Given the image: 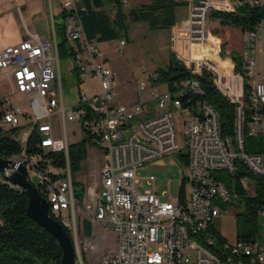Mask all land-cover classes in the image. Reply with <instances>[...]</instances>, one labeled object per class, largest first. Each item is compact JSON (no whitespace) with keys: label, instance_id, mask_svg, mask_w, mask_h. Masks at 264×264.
Segmentation results:
<instances>
[{"label":"built area","instance_id":"built-area-1","mask_svg":"<svg viewBox=\"0 0 264 264\" xmlns=\"http://www.w3.org/2000/svg\"><path fill=\"white\" fill-rule=\"evenodd\" d=\"M186 1L188 15L173 27L174 53L193 74L201 75L204 69L209 71L222 94L237 105L234 137L222 136L219 116L208 103H201L198 115L194 114L180 104V99H173L168 91L162 93L153 86L154 75L140 83V92L149 90L148 101L135 105L116 104L114 75L99 42L86 36L78 13L81 0H60L61 10L66 13L65 33L72 42L80 79L90 78L99 85L100 92L93 96L81 92L77 106L65 107L61 81L58 88L60 59L55 35L42 38L28 32L19 44L0 49V71L12 72L17 92L28 97L36 114L33 118L21 108L4 103L0 110V127L22 128L18 140L23 149L37 131L39 147L44 152L65 153L67 166L56 182H52L48 172L37 169L40 157L24 154L13 160L26 164L31 182L30 175L35 172L41 179L39 185L46 184L50 216L66 229L74 243V264H235V256H245V264H264V244L257 239L251 243L227 239L221 242L217 229L220 220L229 216L228 205L232 203L233 194L219 178L220 174H234L240 162L253 174L264 175V155L248 154L244 148L245 134L257 136L263 130L264 80H259L257 68V45L261 35L259 31L247 32L242 56V70L248 84L245 90V76L235 73V64L227 75L200 57H207L205 46L211 12L234 11L235 2ZM252 1L261 3V0ZM127 42L125 38L120 39L119 52L124 51ZM186 86L199 91V83L195 80L187 82ZM170 106H179V112L185 115L183 138L178 126L176 130H167L165 112ZM55 116L62 119L65 127L68 122L78 121L92 142L103 147L105 162L99 183L86 191L82 203L85 216L81 219L67 138L65 145L56 141L52 124ZM22 117L24 123H21ZM183 150H186L188 164L181 182H187V190L179 187L178 192H184V203H176L172 191L161 196L157 192L136 189L140 167L166 156L181 155ZM148 185L154 187L156 179L150 177ZM242 186L251 196L255 195L256 181L243 180ZM212 198L223 199V207H210L209 199ZM205 208H213L214 217H207ZM260 215H264V206ZM84 219L92 223L91 237L84 234ZM99 228L116 236L115 250L101 251L100 242L105 237H99ZM185 244L197 245L201 251L211 253L212 261L202 262L184 254Z\"/></svg>","mask_w":264,"mask_h":264},{"label":"trees","instance_id":"trees-1","mask_svg":"<svg viewBox=\"0 0 264 264\" xmlns=\"http://www.w3.org/2000/svg\"><path fill=\"white\" fill-rule=\"evenodd\" d=\"M232 1L235 2L234 11L213 10L210 19L218 21L222 26L238 28L244 33L258 31L264 20V3L261 1L255 4L252 0ZM181 6H187V1L149 0L127 11L123 0H81L78 13L89 39L104 42L125 38L129 41L132 22H144L153 31L172 29L177 24V9ZM59 15L63 19L66 17L63 11ZM55 29L59 59H75L73 46L68 44L65 24L55 23ZM221 56L225 58L226 54L222 52ZM230 58L235 64V73L244 77L243 58L233 54ZM73 72L80 75L77 68ZM152 79L153 86H166L173 99H180V104L184 108H190L196 115L198 106L208 103L219 116L222 136L234 137L237 105L222 94L209 71L204 69L201 75L193 74L191 68L179 60L175 53H171L167 68L158 71ZM194 80L199 83V91L186 86L187 82ZM247 87L245 76L244 89L247 90ZM79 92L81 98L80 89ZM3 107L4 103L0 100V110ZM246 111L249 113V110ZM21 130L22 128L7 130L0 127V157L14 159L23 157L24 154L27 157H40L37 169L48 172L52 182L59 180L67 166L65 153L44 152L39 147L40 136L37 131L32 134L26 149H23L18 140ZM85 134V141L69 147L74 194L81 205L86 189L77 181L76 176L88 158V149L95 146L91 136ZM244 148L248 154L264 155L263 130L257 136L245 134ZM179 156V162L186 166V154L181 153ZM237 166L234 174L226 175L223 172L219 178L234 195L243 199L244 210L236 214V240L251 243L259 235L260 210L264 206V175L253 174L243 163L239 162ZM247 179L256 181L254 196L242 186V181ZM37 189L46 199V184L39 185ZM28 206V195L13 186L5 170L0 168V264H61L63 251L58 240L28 216ZM218 237L219 241L226 242V238L220 233ZM235 264H245V256H235Z\"/></svg>","mask_w":264,"mask_h":264},{"label":"rangeland","instance_id":"rangeland-1","mask_svg":"<svg viewBox=\"0 0 264 264\" xmlns=\"http://www.w3.org/2000/svg\"><path fill=\"white\" fill-rule=\"evenodd\" d=\"M149 0H127L125 3V9L128 11L131 8L147 3ZM60 0H47V7L50 12V18L42 17L40 20L36 21V25L39 29H42L46 33V37L51 36L53 33L54 23L65 24V20L59 15ZM51 10L54 12V17H51ZM178 16L180 19L186 17L187 8L186 6H181L179 8ZM49 19V20H48ZM210 23V20L209 22ZM209 26L208 36L215 37V33L211 31ZM167 30H150L148 25L144 22H132L130 28V40L127 42L124 51L119 52L115 50V42H110L109 47L114 50V54L109 55L108 67L114 75V91L116 93V101L123 104L130 105L135 104L138 98L144 99L149 96V93L141 92L140 94V83L148 79L149 76L156 74L162 69H166L169 61L170 52L164 49V46L168 41H164L159 37V35L169 34ZM230 36L225 38V31H220L219 35L223 38L228 52H232L233 55L242 57L244 55L246 38L243 36L242 31L238 28L230 27ZM157 36V37H156ZM169 38V36H168ZM217 42L220 39L216 40ZM68 44L71 45L72 42L68 40ZM169 44V43H168ZM222 46V51L224 49ZM171 53L173 51V45L170 46ZM258 70L261 76L264 77V69L259 64V55L257 53ZM78 67V63L75 59L60 60V79L59 83L63 86V100L64 105L67 108L77 106L80 100V92L87 96H93L95 93L100 92L99 85L92 81L90 78L80 79L73 70ZM223 73H226L224 68L221 69ZM151 84V83H150ZM149 85V84H148ZM5 89V84L0 82V94ZM159 91L162 93L167 92V87L162 85L159 86ZM149 92V91H148ZM1 102L7 104L8 106H13L21 108L29 116L36 118V114L33 107L30 104L28 97L24 94H11L6 97H0ZM132 101V102H131ZM134 102V103H133ZM167 116V127L176 130L178 126V131L180 136L184 137V127L183 122L185 120V115L179 112L175 107H170L165 112ZM24 118L22 117L21 123H24ZM52 124L54 127V136L59 145H65V137L67 138L68 146H73L82 143L86 140L87 136L83 131L81 123L78 121L75 123L68 122L66 127L60 117L55 116L52 118ZM65 127V128H64ZM26 127L25 129H28ZM7 127V130H10ZM263 133H264V123H263ZM185 142H183L184 145ZM182 154H186V150L182 151ZM179 154H173L166 156L159 161L152 164L142 166L137 171V177L139 178V183L136 185L138 191L147 192L151 191L153 193L157 192L159 195L163 196L172 191L173 196L178 195L179 187L184 176L187 174V168L179 162ZM105 162V155L103 153L102 145H95L88 149V158L83 163L81 171L77 174V181L84 185L86 191L89 188H93L99 183L100 170ZM154 177L156 179V185L151 187L148 185V179ZM32 183L35 186H39L40 177L35 172L30 175ZM187 186V183L185 184ZM172 186V188H171ZM187 188V187H186ZM232 203L228 205L229 216L223 218L217 225L219 233L227 239V241L234 242L235 229H236V214L244 210V202L241 197H235L232 194ZM173 201L172 199L170 200ZM79 218L85 216V209L83 205H80ZM99 237H105L101 240L100 248L102 252L113 251L116 248V236L113 233L106 232L103 229L98 230ZM257 241L260 244H264V215H260L259 218V235ZM193 252V250H189Z\"/></svg>","mask_w":264,"mask_h":264},{"label":"crops","instance_id":"crops-1","mask_svg":"<svg viewBox=\"0 0 264 264\" xmlns=\"http://www.w3.org/2000/svg\"><path fill=\"white\" fill-rule=\"evenodd\" d=\"M261 1L264 3V0H261ZM179 8L180 7H178L177 9V19H178L177 24L185 20L188 15V8L186 6L187 15L186 17H182L180 19L178 17L180 16ZM61 12L62 10L60 6L59 14ZM42 17L50 18V12L47 7V0H0V49H4V47L6 46L19 44L22 41V39L26 37L28 32L32 34H36L42 38H47L45 31L42 29H39L36 25V21L40 20ZM51 17L52 19L54 17L53 10H51ZM208 26H209L208 28H210L211 31L215 33V37H212L210 35L208 36V39H207L208 41L205 46V51H206L205 56L207 57L206 58L204 56H200V57L201 59L209 61L213 65L217 66L220 70L224 68L226 74L230 75L231 74L230 68H232V66L234 65V62L230 58V55L232 54V52L227 51L226 47H224L225 42L223 38L219 35L220 31H225L224 32L225 38L230 36L231 34L230 27L222 26L219 24L218 21H214L211 19H210V23H208ZM167 31L169 32V34H166L165 36H162L163 34H161L159 35L158 38H160L161 41L162 40L168 41L167 44L164 46V49L168 50L171 55L170 46L171 44L173 45V40H172L173 28L167 29ZM258 31L261 36L258 40L257 53L259 55V64L264 69V20ZM242 34L245 38L247 37V32L244 33L242 31ZM54 35L56 36L58 40V37L56 35L55 23H54L53 33L51 32V36L48 38H53ZM130 38L131 37L129 36V40ZM217 38L218 40L220 39L219 42L216 41ZM119 40L120 39L99 42L101 50H103V52L106 54L108 61H109L108 56L115 53L114 50H112L111 47H109V43L110 42L117 43ZM118 45H119V42L118 44H116L115 50H118ZM222 46L224 47L223 51L221 50ZM199 52L201 53V49ZM222 52L226 54L225 58L221 56ZM170 55H169V59H170ZM257 66H258V61H257ZM258 73H259V80H264V77L261 76V73L259 72V70H258ZM0 82H3L5 84V89L0 94L1 98L9 96L11 94H18L12 72L0 71ZM158 90H159V87H158ZM148 91H145V92L149 93ZM149 98H150V95L144 99L138 98L135 101L136 102L135 104H138L142 101H148ZM116 104H123V103H119L116 101ZM125 105H130V103L125 104ZM166 121H167V116L165 114V123ZM167 129L172 130L168 127ZM235 238H236V229H235Z\"/></svg>","mask_w":264,"mask_h":264},{"label":"water","instance_id":"water-1","mask_svg":"<svg viewBox=\"0 0 264 264\" xmlns=\"http://www.w3.org/2000/svg\"><path fill=\"white\" fill-rule=\"evenodd\" d=\"M0 168L8 173L7 177L13 186L28 195V216L58 240L63 251L61 264H74L76 257L74 243L66 229L50 216V205L29 180L26 164L0 157ZM83 228L85 236L91 237L93 226L88 219L83 220Z\"/></svg>","mask_w":264,"mask_h":264},{"label":"bare ground","instance_id":"bare-ground-1","mask_svg":"<svg viewBox=\"0 0 264 264\" xmlns=\"http://www.w3.org/2000/svg\"><path fill=\"white\" fill-rule=\"evenodd\" d=\"M172 107H175L177 110H179V106H172ZM186 183L187 182L181 183L180 190H187L186 188L187 186L185 185ZM174 200L176 203H184V192H179L178 195L174 197ZM209 206L210 207H223V199H220V198L209 199ZM205 215L207 217H214V209L205 208ZM189 250H193V252H189ZM183 253L194 256L198 261H202V262L212 261V254L206 251H201V249L197 245H193V244L183 245Z\"/></svg>","mask_w":264,"mask_h":264}]
</instances>
